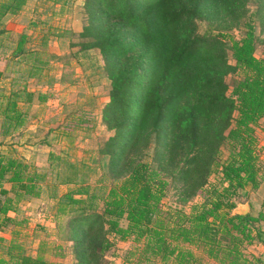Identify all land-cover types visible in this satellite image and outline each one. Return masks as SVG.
<instances>
[{"label": "trees", "instance_id": "16d2710c", "mask_svg": "<svg viewBox=\"0 0 264 264\" xmlns=\"http://www.w3.org/2000/svg\"><path fill=\"white\" fill-rule=\"evenodd\" d=\"M24 1L0 3V20L6 12H17ZM248 1L83 0L87 22L77 32L58 33L77 34L80 40H69V45L97 47L104 60L111 89L102 119L114 132L99 152L109 155L113 178L100 195L97 190L102 187L91 185L83 159L71 162L51 150L48 166L39 168L0 150V229L11 231L9 239L0 234V264L50 263L40 249L36 254L27 251L23 241L27 218L18 216L20 203L42 195L49 170L53 174L49 195L57 199L53 219L66 227L73 264H108L106 252L114 245L109 233L131 237L135 244L130 252L140 251L148 260L158 256L166 262L175 252L176 264H186L191 250L170 248V238L195 243L221 264H264L262 254L249 257L239 247L241 242L252 243L255 236L264 244V208L256 215L231 213L236 206L231 195L257 187L261 170L254 123L264 115V47L262 56H257L258 36L247 19ZM257 1L255 13L264 28V0ZM200 19L216 32L198 31ZM241 25L239 38L223 30ZM4 31L0 27V33ZM47 40L48 33L43 34L42 47ZM26 41L27 34L21 32L11 56H0L28 62L27 70L12 77V85H20L18 78L24 82L25 77L37 76L47 63L37 50L26 48ZM260 41L264 46V36ZM225 48L234 63L228 61ZM12 69L19 71L16 66ZM239 71V77L225 81L226 74ZM25 83L8 91L0 88V135L23 126L28 114L22 103L33 101L35 95L38 101L46 99L44 92L35 94ZM153 138L157 167L144 159L143 152ZM223 143L229 152L219 160ZM218 168L223 185L213 187L215 197H205L189 213L175 211L177 220L166 226L159 200L169 183L167 176L181 182L180 199L186 201L203 190ZM6 181L9 188L4 187ZM60 184L72 186L58 192ZM123 217L126 225L120 224ZM221 227L229 232L226 239Z\"/></svg>", "mask_w": 264, "mask_h": 264}, {"label": "rangeland", "instance_id": "374dc122", "mask_svg": "<svg viewBox=\"0 0 264 264\" xmlns=\"http://www.w3.org/2000/svg\"><path fill=\"white\" fill-rule=\"evenodd\" d=\"M38 1L41 7L38 9L40 11L34 19L36 21L34 24L36 25H27L29 33L27 34L25 45L26 48L37 50L38 56L46 59L47 63L43 65V69L37 76L25 77L24 82L21 78H18L20 81H17V83L23 85L26 82V86L34 90L35 94L44 92L47 96L42 102L35 97L29 103H22L28 114L26 121L23 126L14 130L11 134L9 133L10 135H0V150L22 157L28 162L39 166V168L48 166V152L51 150L55 153L64 154L71 162L83 159L89 166L87 172L88 180L92 186L100 184L98 186L102 188L98 189L97 192L101 195L107 190L110 180L113 178L108 169L109 155L99 152V148L107 136L114 132L113 129L107 127L106 122L102 119V109L109 100L111 80L97 47L81 49L78 44L69 45V40L77 42L80 40L79 36L77 34H71L69 37L67 36L68 34L60 35L58 33L59 30L53 29L66 25L72 26L76 32L80 30L82 25L87 22V14L82 4L83 0H74L72 5L70 4L62 11L54 9L53 6L49 5L48 0ZM257 2V0L248 1L250 17L247 19L254 24V29L258 36L255 42V54L260 57L263 54L264 47L260 41V38L264 36V28L255 13ZM29 14V11H22L14 17L19 20L22 16H29ZM48 14H53L49 21L45 23L37 21V18L43 19ZM47 22L50 23L49 26ZM210 29L212 32H216V29L210 26L206 20L200 19L198 21V31L205 32ZM46 30H49L50 35L46 46L42 47V33ZM223 30L239 38L242 36L244 26ZM225 52L228 61L234 63L235 60L231 55L230 49L225 48ZM0 54V56H11V53L0 52ZM0 59V68H2L0 88L8 91L10 88L21 87L17 84L12 85V77L22 72L21 70H27L28 62H15V59L5 61L4 57ZM14 66L18 67L19 70L16 73L12 69ZM240 75V71L228 73L224 76V79L228 82L232 76L239 77ZM255 134L257 138L255 148L260 157L258 137L263 139L264 135L262 130H257L256 127ZM155 145L156 142L153 138L143 152L144 159L150 161L154 167H157V160H153L156 152ZM228 152L227 143H223L220 146L219 160L225 159ZM84 168L87 167L85 166ZM50 171L48 182L45 183L42 195L38 198L29 197L20 203V209L23 208V205H28L29 208L26 207L24 209L26 212H18V216L20 217L23 214L30 216L23 241L27 251L32 254H36L40 249L43 257L50 262L49 264H73L75 257L72 251V242L67 236L66 227L58 226L53 219L57 199L49 195L52 188V186L49 188L50 181L53 177ZM72 173L71 170L70 174ZM160 174L163 175L162 172ZM101 177H103L102 183L99 181ZM167 178L169 183L164 188L159 200L162 218L166 226H172L177 220L175 214L177 212L175 211L191 212L193 205L200 204L205 197H215V194L211 193L213 187L221 188L223 185L220 168L215 169L208 176L203 190L193 195L190 199L183 201L180 199L179 193L181 182L172 180L171 175H168ZM259 185L258 183L255 188L247 186L245 189L232 194L231 199L236 202V206L231 210V213L235 212L238 206L246 203L249 205L246 213L253 215H256L259 209L264 208L262 204V201H264V190L259 191ZM56 186L58 192H63L72 185L60 184ZM97 203V210L101 211L102 201L100 198ZM10 213L15 214L13 211H10ZM120 224H127L125 217L120 219ZM254 224L257 225L258 222H254ZM230 225V223H226L228 230L234 231L230 228ZM261 225L264 228V221H261ZM183 226H187V223ZM252 232L254 233V230ZM228 234L229 232L222 229L221 236H223V239H226ZM109 237L114 240V245L106 252L108 264H176L178 260L175 252L167 258L166 262L161 261L158 256H153V259L148 260L140 251L130 252L134 249L133 246L135 244L131 237L122 239L114 233H109ZM257 239L258 237L255 236L253 241H257ZM42 242L43 244L40 246ZM167 243L170 248L174 247L175 250H191L192 255L190 257L185 256V258L189 259L186 264H221L207 256L195 243L170 238ZM251 244L241 242L239 247L242 246L243 252H247L246 254L249 257L253 256L252 254L260 255L258 248Z\"/></svg>", "mask_w": 264, "mask_h": 264}, {"label": "crops", "instance_id": "0c3cea01", "mask_svg": "<svg viewBox=\"0 0 264 264\" xmlns=\"http://www.w3.org/2000/svg\"><path fill=\"white\" fill-rule=\"evenodd\" d=\"M11 1H13V0H0V3L11 2ZM48 2H49V5L54 7V9L56 8V9H59L62 11L64 8H67L70 4L72 5L74 0H48ZM40 7H41V5H39L38 0H25L23 2V4L20 6V8L17 10V12H15V13L6 12L2 16V18L0 20V21H2L0 27H3L5 29V31L0 33V52L10 54L12 52L14 46H15L18 35L21 32H24L26 34L29 33L27 30V25H32V26L36 25V24H34L36 22L34 19L37 16V14L39 13L40 10H38V9H40ZM22 11H29V13H30L29 16H25V17L22 16V18H20L19 20L15 19L14 16L21 13ZM34 12H35V14H34ZM52 15L53 14H48L43 19L37 18V21H39L41 23L42 22L45 23L46 21H49V19L52 18ZM49 25H50V23H48V26ZM53 29L59 30V31L63 30V29L74 30L72 28V26H66V25H61L59 28L56 27ZM74 31H76V30H74ZM45 32L48 33V36L50 35L49 30H46ZM45 32H43L42 35L46 34ZM35 97H36V95H35ZM254 127H256L257 130H262V134L264 135V115L261 116L254 123ZM10 134H7V135H10ZM258 139H259L258 147H259V150L261 152L260 157H259V162L261 164V171H260V176L258 177L259 181H260L259 182L260 185H259L258 190L260 191V190H264V174H263L264 172H262V171H264V136H263V139H261L259 137H258ZM1 151H3V150H1ZM9 186H10L9 182H7V181L4 182V187L9 188ZM9 194H11V193L9 192ZM31 198H33V197H31ZM34 198H38V197H34ZM22 207H23L21 209L22 212H24V211L26 212V210H24L26 207L29 208L28 205H23ZM24 216L27 218V223H29L30 216H27V215H24ZM0 234L3 235L5 238L9 239L11 237L10 228H6L4 230L0 229ZM251 245L258 248L259 253L262 254V258L264 261V253H262V251H264V244L259 242L257 239V241L254 240ZM254 252H255V250H254Z\"/></svg>", "mask_w": 264, "mask_h": 264}, {"label": "water", "instance_id": "95a60500", "mask_svg": "<svg viewBox=\"0 0 264 264\" xmlns=\"http://www.w3.org/2000/svg\"><path fill=\"white\" fill-rule=\"evenodd\" d=\"M248 209H249V205L246 203L244 205L238 206L235 209V212H233V213L245 214L248 211Z\"/></svg>", "mask_w": 264, "mask_h": 264}]
</instances>
